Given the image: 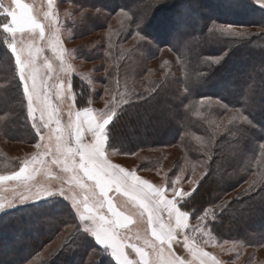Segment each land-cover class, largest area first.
Listing matches in <instances>:
<instances>
[{
  "label": "rangeland",
  "instance_id": "obj_1",
  "mask_svg": "<svg viewBox=\"0 0 264 264\" xmlns=\"http://www.w3.org/2000/svg\"><path fill=\"white\" fill-rule=\"evenodd\" d=\"M88 1H92L90 4H99V0ZM135 1L138 0H123L122 2L133 5ZM158 1L162 4L154 8V3ZM165 1L147 0V2L139 1L135 4L136 7H140L137 13L141 16L138 17V23L133 29L136 28L138 32H143L145 36H148V40H144L140 34L131 33L132 38L121 47L128 49L136 42L143 40L150 47L157 49V54L149 58L148 71L139 82L140 85L135 84L131 75H126L125 81L122 80L128 85L126 87H141L145 81L155 78L177 76L183 79L185 75H190L189 65L184 62V59L181 60L178 57V55L183 56L184 51L173 47L181 41L187 49L191 41L188 39L191 31L198 32L205 28V33L199 32L197 43H207L216 36L221 40L227 39L232 48L237 46L238 49L242 41L264 35L263 0H250L263 11L250 14L239 4L235 10H232L237 13L235 15L223 9L217 10L212 0L183 1L176 6L174 2L178 0H169L166 4ZM77 2L74 0H0V41L4 43L9 53L11 73L19 80L25 103L23 118L29 123L33 134L31 137L23 138L20 142L14 140L6 142L0 138V221L8 220L7 222L10 223L13 219L15 220L11 222L13 226L18 222V217L23 211L29 208L35 215L30 218L29 222H34L36 225L33 224L32 229L29 227L17 229L16 236L23 232L31 238L30 240L39 241L41 233L36 228L42 223L41 220L44 221V218L37 217L41 213L42 215H49V213L41 212L37 204L44 201L50 205L63 199L69 204L84 229L86 225L90 226L88 220L90 218L94 233L90 231L89 235L98 246L106 249L115 264H197L176 260L170 249L163 244L162 233L152 228L150 219V228L148 227L150 231L146 228V225L149 226V221L143 210L136 214L130 209H125L122 200H116L109 194L111 188L117 191L113 184H109L106 178L93 168L81 169L82 162L78 149L72 142V133L78 118L77 111H80L76 109L75 95L72 90L74 77L78 78L89 90L88 107L82 110L93 112L101 122L107 123L106 128L115 114L118 103L121 102L124 90L117 92L120 88L117 80L112 82L114 87L112 89L106 81L103 85L100 61H86L79 54L82 50L99 52L100 44L107 37L116 38L123 30V26L132 22L131 17L135 10L118 9L120 7L117 6V11L109 17L104 28L86 34L84 29L87 26L84 25V17L102 14V12L91 11ZM171 4L180 11L178 17H171L170 13L173 11ZM207 6L211 12L206 9ZM167 8L168 11H164ZM157 11L164 13L156 26L159 31L164 32L165 39L163 40L166 41L157 37L161 40L159 41L148 32L147 27L157 17L159 13ZM217 11L222 15H218ZM215 16L221 18L218 19ZM169 17L175 24L172 29L169 28L170 21L167 22ZM255 21L258 22L253 23ZM183 22L184 24L188 22L190 27H184ZM222 26L223 29H230L231 33L222 30ZM158 34L160 33H157V36ZM258 48V51L256 48L252 49L250 59L244 55L245 50L243 49L239 55L241 58H237L228 67L233 78L223 76L214 90L223 95L237 97L240 91L238 90L239 85L243 84L242 78L246 76L255 79L258 75L252 74L249 69L257 62L260 65L264 63V47L259 46ZM178 51L181 54L177 55ZM228 51L219 56L205 57L204 63L209 65L210 69H214L228 57ZM171 78L169 80H172ZM261 80L264 81V77ZM259 92L263 93V91ZM211 107L224 111L225 115L221 120L216 121L205 115ZM225 107L219 100L206 98L195 101L189 109L195 114L198 113L197 115L200 114L199 116H206L208 122L215 125L217 129L225 130L227 123L231 120L235 118L243 120L241 109L227 110ZM260 113L257 119L260 123H264V113ZM219 122L225 123L220 126ZM159 152L163 158L160 159L155 170H141V172L152 180L163 183L166 191L171 193L178 202L191 194L204 172L201 165L199 167L189 161L180 148L169 147ZM107 154L110 158L123 163L128 169L137 170L143 160L141 157L146 161L153 158L157 152L156 154L142 152L119 156L109 151ZM179 159L181 163L178 172L171 180H167L168 172L171 168L173 169ZM187 217L185 236L196 247L210 253L215 262L219 261V264H264V245L252 250L239 244L217 241L209 235L207 230L203 229L206 225L205 218L191 221L188 215ZM141 220H145V223ZM45 223V227H48L53 222ZM144 224L146 234L141 229ZM134 225L137 227L135 228ZM154 232H157L159 236ZM13 234L11 236L14 237L15 234ZM198 234H201L202 239L196 242L195 236ZM61 245L54 239L34 254L26 264L49 260L48 257L52 255L53 250L57 247L61 248ZM11 254L16 256L15 253ZM49 261L54 262L53 259ZM78 263L77 257L72 259L71 264Z\"/></svg>",
  "mask_w": 264,
  "mask_h": 264
},
{
  "label": "trees",
  "instance_id": "obj_2",
  "mask_svg": "<svg viewBox=\"0 0 264 264\" xmlns=\"http://www.w3.org/2000/svg\"><path fill=\"white\" fill-rule=\"evenodd\" d=\"M74 1H78L77 3L91 11L102 12V14L84 17L83 22L87 27H83H86L84 29L86 34L104 28L109 17L117 11V6L120 7L118 9L135 10L131 17L132 22L124 25L116 38L107 37L100 44L99 52L82 50L79 54L86 61H100L103 85L106 81L112 89L114 88L112 82L117 80L120 87L117 92L124 90L121 102L118 103L115 114L105 131L107 151L115 152L119 156L142 152L156 154L157 152L153 158L146 161L141 157L143 160L137 168V171H152L163 158L159 151L169 147L180 148L189 161L199 167L201 165L204 173L191 194L177 202L179 210L186 213L191 221L205 218L206 225L203 229L217 241L239 244L252 250L261 248L264 245V123H260L257 117L259 112L264 113V81L261 80L264 77V63L260 65L257 62L249 69L252 74L258 75L255 79L246 76L242 78L243 84L239 85L240 91L237 97L220 94L214 90V87L220 83L223 76L233 78L228 67L237 58H241L239 55L243 49L244 55L250 59L252 49L256 48L258 51L259 46L264 47V35L242 41L238 49L237 46L232 48L227 39L221 40L215 35L212 41L197 43L199 32L205 33V28L198 32L191 31L188 38L191 41L187 49L181 41L173 47L184 51L183 56L178 55L181 54L179 51L177 55L189 65L190 75H185L183 79L177 76L155 78L145 81L141 87L129 88L124 84L126 82L122 81H125L126 75H131L135 84H139L148 71L149 58L157 54V49L150 47L143 40L136 42L128 49L121 47L132 38L133 33L140 34L144 40H148V36H145L143 32L133 29L138 23V17L141 16L137 13L140 7H136L135 4L139 1L144 3L147 0L135 1L133 5L132 3L124 4L123 0H99V4L96 5L90 4L92 1L88 0ZM168 1L166 0L165 4ZM178 1L174 2L175 6L183 1L191 2L192 0ZM212 1L217 10L223 9L234 15L237 13L232 10H235L239 4L250 14L263 11L250 0ZM161 4L162 2L158 1L153 7ZM174 5L170 15L178 17L180 11L175 9ZM206 9L211 12L208 6ZM164 11H168V8ZM162 12H159L152 24L147 27L148 32L157 40L165 39L164 32L159 31L156 26L157 22L161 21L159 18L164 14ZM218 15L222 14L219 12ZM167 22L170 29L175 26L170 17ZM182 25L186 28L190 27L188 22L185 24L183 22ZM157 33L160 34L157 36ZM157 40L156 42L159 43ZM227 51L228 57L220 66L210 69L209 65L204 63L205 57L219 56ZM8 54L4 43L0 41V138L6 142L12 140L20 142L33 134L29 123L23 118L25 103L22 90L19 80L11 73V60ZM170 78L172 80H169ZM72 90L75 95L76 109H86L88 88L74 77ZM259 91L263 93L260 94ZM206 98L219 100L227 110L241 109L243 111L240 112L241 115L246 116L248 122L235 118L227 123L225 130L217 129L215 125L208 122L206 116L219 121L225 115L224 111L211 107L207 114L201 112L206 116H199L200 114L197 115L198 113L195 114L189 109L195 101ZM203 109L206 110L205 107ZM224 123L219 122V125L222 126ZM180 163V159L176 161L173 169L171 168L167 174V180H171L176 175ZM37 206L41 212L49 213L45 215L43 212L44 215L41 213L37 217L44 218V221L41 220L42 223L36 228L41 233L39 241L30 240L31 238L23 232L16 236L17 229H24V227L32 229L33 224L36 225L34 222H29L30 218L35 216L29 208H26L18 217V222L21 224L17 222L12 226L11 222L15 221L13 219L10 223L7 222L8 220L0 221V264H26L34 254L54 239L62 244L61 248L57 247L48 257L54 262L42 260L36 264H71L75 257L79 259L78 264H115L106 249L98 246L92 236L85 231L65 200L60 199L50 205L41 201ZM45 222L53 223L45 227ZM13 227L15 228L12 229ZM13 233L14 237L11 236ZM188 235L190 236L189 232ZM195 238L196 242H199L202 236L198 234ZM11 253H15L16 256Z\"/></svg>",
  "mask_w": 264,
  "mask_h": 264
},
{
  "label": "crops",
  "instance_id": "obj_3",
  "mask_svg": "<svg viewBox=\"0 0 264 264\" xmlns=\"http://www.w3.org/2000/svg\"><path fill=\"white\" fill-rule=\"evenodd\" d=\"M77 113L72 142L78 149V155L83 164L81 169L93 168L104 176L109 184H113L118 192L111 188L109 194L116 200H122L125 209H130L136 214L143 210L148 221L151 220L152 228L162 233L163 244L170 249L176 260L197 264H219V261H214L210 253L196 247L185 236L188 217L179 210L177 201L171 193L166 191L163 183L152 180L141 171L128 169L120 161L108 156L105 137L107 123L101 122L91 111L80 110ZM88 220L90 226L86 225L88 231L85 230L87 233L90 231L94 233L90 218ZM141 221L145 223V220ZM134 227L137 226L134 225ZM148 227L150 228V221L149 226L146 225L147 229ZM146 228L145 224L141 227L145 234ZM157 232L154 233L159 236ZM149 235L147 232V236Z\"/></svg>",
  "mask_w": 264,
  "mask_h": 264
},
{
  "label": "snow or ice",
  "instance_id": "obj_4",
  "mask_svg": "<svg viewBox=\"0 0 264 264\" xmlns=\"http://www.w3.org/2000/svg\"><path fill=\"white\" fill-rule=\"evenodd\" d=\"M222 30H224V31H228V32L231 33V30H230V29H223V26H222ZM243 120H244V122H248V118H247L246 116L243 117Z\"/></svg>",
  "mask_w": 264,
  "mask_h": 264
}]
</instances>
